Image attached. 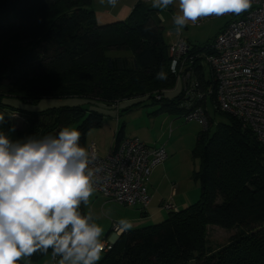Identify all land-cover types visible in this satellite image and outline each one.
Segmentation results:
<instances>
[{
  "label": "trees",
  "instance_id": "trees-1",
  "mask_svg": "<svg viewBox=\"0 0 264 264\" xmlns=\"http://www.w3.org/2000/svg\"><path fill=\"white\" fill-rule=\"evenodd\" d=\"M157 12L138 2L125 19L99 24L90 0H0V132L24 142L57 136L75 124L86 148L89 130L104 123L102 113L80 104L33 108L42 100L70 97L111 106L145 97L160 102V111L182 117V87L165 95L175 88V76L169 69L171 43L163 39ZM213 40L189 46L191 54L201 55L195 71L203 90L211 77L199 63ZM161 69L166 79H157ZM209 98L229 122L197 134L192 156L199 159L194 173L198 200L159 223L124 232L98 264H264V144L239 119L214 106V92ZM11 113L22 117L21 125ZM123 127L115 131V145L124 138ZM80 210L85 214L83 205ZM206 224L239 231L230 244L202 260L198 250ZM47 255L51 249L29 259L33 263Z\"/></svg>",
  "mask_w": 264,
  "mask_h": 264
},
{
  "label": "clouds",
  "instance_id": "clouds-1",
  "mask_svg": "<svg viewBox=\"0 0 264 264\" xmlns=\"http://www.w3.org/2000/svg\"><path fill=\"white\" fill-rule=\"evenodd\" d=\"M176 0H152L165 10ZM115 8L118 0H99ZM254 0H179L173 22L177 31L202 17L240 15ZM157 79H166L161 69ZM4 116L0 115V124ZM14 131V129H12ZM81 133L62 128L57 136L13 142L0 132V264H31L30 257L51 249L57 264H98L104 251L103 227L88 206L99 180L95 152L80 145ZM124 233L133 225L118 221Z\"/></svg>",
  "mask_w": 264,
  "mask_h": 264
},
{
  "label": "built area",
  "instance_id": "built-area-1",
  "mask_svg": "<svg viewBox=\"0 0 264 264\" xmlns=\"http://www.w3.org/2000/svg\"><path fill=\"white\" fill-rule=\"evenodd\" d=\"M168 54L175 87L180 83L185 94L184 120H196L207 129L210 116L206 99L214 92V106L239 119L264 144V0H254L249 11L229 21L215 36L209 51L202 53L199 65L207 68L211 77L205 90L195 71V59L201 55L191 54L182 39L169 45ZM86 148L96 154L93 166L101 168L95 190L121 205L144 209L150 200V174L166 160L165 147L149 146L138 138H122L103 156L92 141ZM111 231L110 238L103 241L104 250L121 234L115 222Z\"/></svg>",
  "mask_w": 264,
  "mask_h": 264
},
{
  "label": "rangeland",
  "instance_id": "rangeland-1",
  "mask_svg": "<svg viewBox=\"0 0 264 264\" xmlns=\"http://www.w3.org/2000/svg\"><path fill=\"white\" fill-rule=\"evenodd\" d=\"M202 25V27H194L192 30V34L199 38L198 41L204 42L201 46L210 43L220 26V21L219 19L209 20ZM167 28L168 25H165L162 34L165 42L169 41ZM205 70L208 69L205 68ZM179 91L180 83H177L172 91L164 93H167L165 94L167 97H171ZM154 99L158 100L157 97H154ZM133 103L134 105L130 107L131 109L126 108V106ZM72 104H80L84 106V108L95 110L103 114V125L98 128H92L87 134V144L92 141L101 148V151L104 150L105 146L112 140L114 132L121 125L124 126V136L127 138L138 137L140 140L149 144L156 143L165 146L170 154V160L167 162V165H170L169 168L167 167V173H165L166 175L162 179L163 188L161 193L163 197L162 207L164 209H168V205H171V208H173L174 206L172 204L178 203V196H183L184 192L187 194L195 193L193 202L198 200L200 191L194 173L198 169L199 159L192 156V149L195 146L197 134L202 129L198 121H186L180 115L168 111H160V102L152 103L145 97L121 100L117 105L115 103L113 106L103 104L93 99L70 97L59 100H42L41 102L35 103L33 108ZM206 104L208 114L212 119V126L210 127L211 119H209L207 129H210V133H212L218 123L227 124L229 120L226 115L216 112L213 109L209 97L206 99ZM11 118L16 125L22 124L21 116L11 113ZM69 127L76 128V125L71 124ZM177 193L178 196H176ZM152 206H154L155 212L149 213L150 218L148 215L141 216L139 213H136V216L135 209L106 199L96 190L90 198L89 205H83L84 213L86 214L91 210L97 217V223L103 227L104 233L101 237L102 241H107L112 235V223L115 222L118 224V221L122 218L128 219L132 223L133 228H143L163 221L166 212L160 210L161 206L158 205V202H155ZM176 206L180 207L179 204ZM136 208L138 209V207ZM174 208L172 211L177 210ZM153 213L155 214L153 215ZM238 231L239 229L234 227L226 229L218 225L206 224L204 226V231L201 233L202 235H200L201 248L198 250V253L204 257L202 260L209 257L211 254H216L221 248L230 244L232 241L231 238L234 237ZM122 234L123 233H121L117 239ZM58 259L59 257H57L55 261L52 259L47 260L49 264H57ZM190 264L201 263L192 261Z\"/></svg>",
  "mask_w": 264,
  "mask_h": 264
},
{
  "label": "crops",
  "instance_id": "crops-1",
  "mask_svg": "<svg viewBox=\"0 0 264 264\" xmlns=\"http://www.w3.org/2000/svg\"><path fill=\"white\" fill-rule=\"evenodd\" d=\"M138 2H143V3H146L148 5H151L152 0H118V4L115 8L107 5V3H105L104 5H101L99 3V0H90V7L92 8V10L94 12V17H95L96 21L99 24H107V23H110L113 21L125 19L130 14L133 7ZM178 4H179V0H176V2L173 5H170L167 9H165V10L158 9V12H157V18H159V21H160L161 25L163 26V30H164L165 25H168L167 34L169 36V41L167 43H169V44L174 42L177 39H182L190 47H192L193 45L201 46L202 43H204V42H199L198 41L199 38L192 34V30L194 27H202L203 26L202 24L209 21V20L219 19L220 26H219L218 30L216 31V34H215V36H216L220 32V30L229 21H231L232 19L237 18L239 16V15H233V14H225V15L219 16V17H217V16L202 17L195 25H192L191 23H189L183 29L177 31V28L173 22V15L177 14L179 11ZM215 36L212 38V40L215 38ZM180 88H181V85H180ZM114 135H115V132H114ZM114 135H113L112 140L105 146V149L102 150L103 152L101 151V148L96 145L98 150H99L100 155H102V156L106 155L107 153L111 152L114 149V147H115ZM122 137L127 138L124 136V128H123ZM134 138H138V137H134ZM144 143H146L149 146H160L161 145V144H156V143H152V144H149L147 142H144ZM166 152H167L166 160L162 164L156 166L150 174V178H149V182H148V186H147L148 192L150 194V200H149V203L147 204V206L144 209H137L135 206H127V207H131V208L135 209V211H136L135 215L136 216L139 213L141 216L148 215V217L150 218L149 213L155 212V208H154V206H152V205H154L155 202L156 203L158 202V205L161 206L160 210H164L166 212L165 219L168 217L169 212H171L174 207H175L174 209L179 210V209H183V208L187 207V205L194 203L193 197H195V195H194L195 193L194 194L193 193L187 194L186 192H184L183 196H178V193H177L176 196H178V203L174 204L172 202L173 203L172 205L174 206L173 208L164 209L162 207V203H163L162 202L163 197H162V193H161L162 188H163V180L162 179L166 175L165 173H167V167L169 168V165H170V164L167 165V162L170 160V154L167 150H166ZM198 187H199V184H198ZM176 196H174V197H176ZM153 200H154V203H153ZM177 204H179L180 207H177L176 206ZM154 214L155 213H153V215ZM131 229H134V228L132 227ZM47 259L50 260V259H52V257L50 255H47V257L44 256L43 258H41L40 260H38L37 262L32 263V264H49V261Z\"/></svg>",
  "mask_w": 264,
  "mask_h": 264
}]
</instances>
